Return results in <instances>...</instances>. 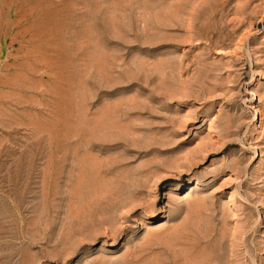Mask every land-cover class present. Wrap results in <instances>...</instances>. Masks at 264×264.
I'll return each instance as SVG.
<instances>
[{
  "label": "rangeland",
  "instance_id": "1",
  "mask_svg": "<svg viewBox=\"0 0 264 264\" xmlns=\"http://www.w3.org/2000/svg\"><path fill=\"white\" fill-rule=\"evenodd\" d=\"M0 264H264V0H0Z\"/></svg>",
  "mask_w": 264,
  "mask_h": 264
}]
</instances>
